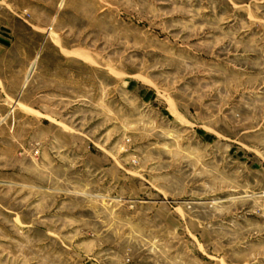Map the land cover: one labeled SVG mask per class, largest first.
I'll use <instances>...</instances> for the list:
<instances>
[{"label": "rangeland", "instance_id": "1", "mask_svg": "<svg viewBox=\"0 0 264 264\" xmlns=\"http://www.w3.org/2000/svg\"><path fill=\"white\" fill-rule=\"evenodd\" d=\"M0 85V264H264V0H0Z\"/></svg>", "mask_w": 264, "mask_h": 264}, {"label": "crops", "instance_id": "2", "mask_svg": "<svg viewBox=\"0 0 264 264\" xmlns=\"http://www.w3.org/2000/svg\"><path fill=\"white\" fill-rule=\"evenodd\" d=\"M7 97L6 96V93L4 92V90H3V88H1V85H0V101H2L3 99H2V97ZM2 99V100H1ZM33 112H36V110L35 109H31ZM4 121H5V119H3V118H0V126L2 125V124H4Z\"/></svg>", "mask_w": 264, "mask_h": 264}, {"label": "bare ground", "instance_id": "3", "mask_svg": "<svg viewBox=\"0 0 264 264\" xmlns=\"http://www.w3.org/2000/svg\"><path fill=\"white\" fill-rule=\"evenodd\" d=\"M85 59V58H84ZM30 112H33L32 110L28 109Z\"/></svg>", "mask_w": 264, "mask_h": 264}]
</instances>
